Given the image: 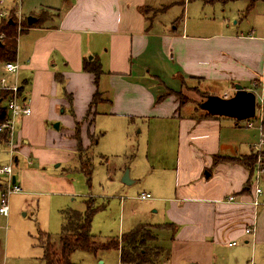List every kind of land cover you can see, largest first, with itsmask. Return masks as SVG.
<instances>
[{
    "label": "crops",
    "instance_id": "0c3cea01",
    "mask_svg": "<svg viewBox=\"0 0 264 264\" xmlns=\"http://www.w3.org/2000/svg\"><path fill=\"white\" fill-rule=\"evenodd\" d=\"M179 4L184 13L189 0H63L51 23L28 28L17 45V75L2 68L0 76L8 83L25 81L22 98L31 110L16 116L11 138L0 141L9 146L5 165L11 164L22 192L59 187L67 193L73 189L68 178L43 168L65 140L75 151V122L83 148L92 132H103L96 141L102 153L123 150L133 135L137 152L148 160L143 172L151 197L138 196L143 216L148 219L153 208L162 217L159 228L170 231L168 245L159 244L167 256L158 264H211L220 246H243L237 253L251 251L253 264H264V202L252 204V174L235 159L252 153L258 129L242 126L245 119L209 113L196 99L180 103L177 97L190 81L217 88L264 80V37L229 25L188 28L187 21L179 26V20H161ZM84 59L99 61L96 81L83 70ZM172 126L173 136L167 133ZM233 127L251 133L239 130L235 144ZM134 168L142 170L138 162ZM139 172L129 179L126 171L122 183L135 184ZM0 176L1 196L7 177ZM230 195L234 200H227ZM247 227L253 232L246 234Z\"/></svg>",
    "mask_w": 264,
    "mask_h": 264
},
{
    "label": "rangeland",
    "instance_id": "374dc122",
    "mask_svg": "<svg viewBox=\"0 0 264 264\" xmlns=\"http://www.w3.org/2000/svg\"><path fill=\"white\" fill-rule=\"evenodd\" d=\"M62 1L5 0L3 4H0V10L7 11L8 14L11 10L14 12L19 11L21 16H34L38 19L37 23L44 21L46 24L49 18L57 17L58 10L60 11V8H62L60 6ZM247 4V0H213L210 2L189 0L188 8L185 9L184 13L180 4L175 5L161 20L171 19L173 21L176 19L179 20V26L187 21L188 28H207V26H211L217 30L229 25L231 30H235L238 33L248 34L252 30L254 35H262L264 37V3L256 1L250 10H246ZM26 34V31L19 34L17 45ZM26 40L27 38L24 39L23 46H26ZM89 56L87 55L86 58ZM58 80H56L57 83ZM19 84L20 86H25V81ZM212 87L211 83L203 86L198 82L190 81L185 83L177 97L182 103L191 98H193L192 100L196 99L195 101H200V106L205 108L203 103L208 99H225L236 94L234 86H227L228 88L222 85H218L217 88ZM242 87L246 89L248 86L242 84ZM205 90L208 91V94ZM205 94L207 95L205 96ZM91 102L92 100L85 112L87 115L90 111ZM1 105H6V99L1 101ZM89 116L91 115L89 114ZM92 117L90 120L87 119L89 123H92ZM239 122L243 124L242 126H245V120ZM256 126L257 124H255L254 128ZM239 130L244 133H251L245 127L243 129L242 127L240 129L233 127V131L229 130V134L232 133L235 144ZM173 131V126L167 128V133L174 134ZM112 132H114V129H112ZM92 133L91 136L94 139H99L103 134L100 131ZM74 134L75 127L73 138ZM113 134L109 135L110 138L113 137ZM116 135H118L117 132ZM152 135H158V128L155 127L153 129ZM257 140L258 137L256 142ZM67 144L70 145V139L64 141V146L59 151L49 155V162L43 169L49 175L66 176L73 189L70 187V192L63 193L59 187L53 190L40 188L34 192H21L20 194H11L9 196L8 216L5 217L0 214V264H45L42 260L41 235L43 236L46 233L58 244L63 224L61 210L70 208L83 211L87 201H90L96 210L92 215L90 233L101 239L120 236L121 233L130 231L139 223L159 225L162 221L160 213H155L153 208L150 210L152 214L148 219L143 216L142 207L144 201H140L138 196L149 191L147 190V175L143 172L148 160L143 158L145 154L141 156L137 152V142L133 135L130 136L128 143L122 145L123 150H117L114 153H102L103 148L97 142L91 144V141H89L87 145H84L85 148L81 144L84 150L83 153L86 154L85 157L89 158L87 160L91 169L89 178L81 170L77 149L74 151L71 148H67ZM4 145L0 143V167L8 163L4 159V150L6 148L9 149V146ZM137 162L138 168L142 170L134 168ZM131 167L133 168L132 171ZM134 170L140 171V174H137L140 180L131 185L123 184L122 178L125 172L127 171L128 178L131 179ZM3 182H5V178L0 176V183ZM258 186L262 192L258 196L259 203H261L264 202V178L260 179ZM263 207L260 206L259 209ZM262 220L264 221V215H262ZM152 232L156 236V239L151 242L153 245L161 248L163 247L159 244L168 245L170 231L157 228L153 229ZM241 247L243 246H239L237 249H235L236 247H217L218 261H213L211 264H253L251 251L237 253L242 250ZM257 253L258 250L256 251V256ZM163 257L162 255L160 262L165 259ZM69 259L74 264H120L118 251L116 250L93 253L88 250L77 249L71 253Z\"/></svg>",
    "mask_w": 264,
    "mask_h": 264
},
{
    "label": "trees",
    "instance_id": "16d2710c",
    "mask_svg": "<svg viewBox=\"0 0 264 264\" xmlns=\"http://www.w3.org/2000/svg\"><path fill=\"white\" fill-rule=\"evenodd\" d=\"M210 2L211 0H204ZM256 1L264 0H247L248 4L246 10L253 8ZM15 12L11 10L6 18H0V73L2 75V68L5 62L16 61L17 55V43L18 36L21 32L26 31L30 27H34V24H27V17L22 16V19L18 21L15 17ZM83 70L92 74L94 79L98 78L101 73V66L98 60H83ZM58 80V79H57ZM20 92H22V85L20 86ZM8 92L6 90L0 91V123L7 117L6 106L1 105V101L7 97ZM179 95V92L177 96ZM207 94H205L206 96ZM204 96V97H205ZM98 94L95 93L92 98V104L96 102ZM183 100V99H182ZM180 103L182 101L180 100ZM80 123H75L74 138L77 142V153L81 162V170L89 178L91 172L90 166L83 153L79 137ZM8 139V130H2L0 132V141L5 142ZM96 138L91 136V144L96 142ZM221 158L215 156L214 162H219ZM226 159L234 158H222ZM247 168L252 174L256 155L250 153L249 155L240 156L235 158ZM86 166V167H85ZM95 208L90 201L85 203V209L83 211H77L70 208L61 210L63 217V224L59 235L58 244L51 239L49 235L44 233L41 235V245L43 247L42 260L45 264H74L70 261L69 256L77 249H84L96 253L98 251L116 250L119 255L120 264H158L161 256H167L164 254V249L153 245L156 236L152 230L157 229L159 225L151 224H138L135 228L128 232L121 233L120 236L109 237L107 239H101L90 233V224L92 215L95 212ZM164 225L168 227H174L173 223L167 222ZM154 227V228H153Z\"/></svg>",
    "mask_w": 264,
    "mask_h": 264
},
{
    "label": "built area",
    "instance_id": "2783aa9c",
    "mask_svg": "<svg viewBox=\"0 0 264 264\" xmlns=\"http://www.w3.org/2000/svg\"><path fill=\"white\" fill-rule=\"evenodd\" d=\"M5 0H0V4H3ZM15 17L18 21L21 19V14L19 11L15 12ZM8 12L0 10V18H6ZM3 70L7 74L17 75L19 70V65L17 61L5 62L3 64ZM6 90L8 92L6 99L7 117L0 123V132L2 130H8V138H11L12 131L14 129L15 118L18 115L28 116L31 113L30 106L28 105L25 98H22V93L20 92V84L15 78L11 83L6 81V78L0 77V91ZM247 92H251L255 97V109L254 115L250 118L245 119V126L247 128H253L257 124L258 129V140L252 145V153L256 155L255 165L252 171L253 181L251 182L253 198L252 204L259 205L258 196L262 193L260 187L258 186L261 178H264V80H255L244 89ZM258 98V101H257ZM0 174H4L7 177V182L4 190L0 196V214L3 216L8 215L9 204L8 198L11 194L21 193L22 188L11 182L12 176V166L11 164L0 167ZM251 178V180H252ZM151 195L149 193H141L139 195L140 199H148ZM228 201L234 200L232 195L227 197ZM253 232V227L245 228V233L249 234ZM229 246L235 245V242H229Z\"/></svg>",
    "mask_w": 264,
    "mask_h": 264
},
{
    "label": "water",
    "instance_id": "95a60500",
    "mask_svg": "<svg viewBox=\"0 0 264 264\" xmlns=\"http://www.w3.org/2000/svg\"><path fill=\"white\" fill-rule=\"evenodd\" d=\"M36 22L33 16L27 17V24L31 25ZM236 94L229 98L208 99L203 103L204 109L209 113L227 116L238 120L247 119L254 115L255 97L251 92H247L240 84H235ZM55 129L58 128V122L53 124ZM126 177V176H124ZM12 184L15 183V176L11 177ZM124 182V181H123Z\"/></svg>",
    "mask_w": 264,
    "mask_h": 264
}]
</instances>
